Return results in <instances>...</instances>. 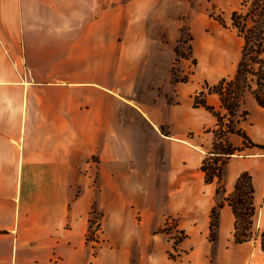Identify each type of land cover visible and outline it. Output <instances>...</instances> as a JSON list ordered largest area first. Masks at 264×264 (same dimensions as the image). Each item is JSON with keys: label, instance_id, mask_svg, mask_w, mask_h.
<instances>
[{"label": "crops", "instance_id": "0c3cea01", "mask_svg": "<svg viewBox=\"0 0 264 264\" xmlns=\"http://www.w3.org/2000/svg\"><path fill=\"white\" fill-rule=\"evenodd\" d=\"M160 1L0 0V264H130L120 248L91 246L88 235L94 208L103 213L98 232L131 234L126 204L137 200L146 234L175 220L187 236L176 245L178 261L161 250L156 264H210L214 246L215 264H264L258 240L234 242L227 204L217 241H209L211 212L243 173L252 176L254 225L264 232V153L234 155L222 181L207 184L201 166L217 119L193 107L202 87L140 77L153 41L146 26ZM216 58L209 49L210 69ZM235 72L216 80L210 72L206 81ZM141 88L151 103L136 100ZM206 101L225 113L217 95ZM241 111L248 117L239 127L264 146V108L246 95ZM228 141L243 146L237 135ZM161 241L149 243L169 245Z\"/></svg>", "mask_w": 264, "mask_h": 264}, {"label": "rangeland", "instance_id": "374dc122", "mask_svg": "<svg viewBox=\"0 0 264 264\" xmlns=\"http://www.w3.org/2000/svg\"><path fill=\"white\" fill-rule=\"evenodd\" d=\"M239 8V0H161L146 26L147 35L153 41L147 48V57L140 65L146 68L140 77L154 82L156 79L167 76L173 83H179L187 78L193 86L200 85L203 89L204 84L208 83L206 78L210 76L208 75L210 72L216 80L222 74L220 72L235 70L243 41L231 27V15ZM209 49L213 50L217 56V64L212 69L205 61ZM225 53L229 56V60H224ZM216 84L217 82L209 85ZM148 94H150L149 90L138 89L136 100L151 103L154 96ZM241 113L240 109L239 117ZM246 153L237 155L245 156ZM135 164L144 165L142 160H138ZM139 190L143 191L144 188L140 187ZM126 205L128 211L134 214L132 233L120 235L98 232L102 230L100 223H102L103 213L94 208L90 219L91 234L88 235L90 245L117 246L122 253L129 256L130 264H156L158 262L156 251L161 250L164 258L178 261L182 257V249L176 246L178 238L181 237L180 230L177 229L178 223L175 225V220L171 223L169 234L164 233L162 228L148 235L139 227L143 218L140 209L143 208L144 202L139 203L137 200ZM242 225L244 226V223ZM251 229L253 231L251 241L258 240L262 247L264 242L261 237L262 232L258 231L255 225ZM156 236L162 240V243L166 244L168 241L169 245L151 246L149 242L155 240ZM209 241L211 242L210 235ZM216 254L214 246L208 255L210 264H215Z\"/></svg>", "mask_w": 264, "mask_h": 264}, {"label": "trees", "instance_id": "16d2710c", "mask_svg": "<svg viewBox=\"0 0 264 264\" xmlns=\"http://www.w3.org/2000/svg\"><path fill=\"white\" fill-rule=\"evenodd\" d=\"M239 1L240 8L231 15V27L243 41L236 72L233 77L223 78L216 85L210 86L205 83L202 91L192 97L194 108H202L217 119V127L213 132L212 150L206 155L201 166L207 184H212L215 180L222 181L225 166L234 155L253 149L264 153V146L255 144L239 127L240 122L247 119L248 112L243 111L240 117L238 116L246 95L253 96L257 104L264 108V0ZM220 20L222 21L221 18ZM179 82L187 83L188 79L185 78ZM207 95L218 96L225 114H221L208 105ZM231 135H237L243 139L241 148H236L229 143L228 137ZM223 192L224 188L220 186L217 194L220 195ZM254 196L252 176L249 173L241 174L236 181L233 193L226 198L225 202H218L211 212V242L217 241L219 212L225 204L232 208L236 217L234 242L243 244L252 240L251 228L257 214ZM169 223L171 222H168L163 229L164 233L169 234L171 229ZM179 234L181 237L178 238V244L187 237L183 231ZM261 237L264 240V232ZM262 249H264V242Z\"/></svg>", "mask_w": 264, "mask_h": 264}]
</instances>
